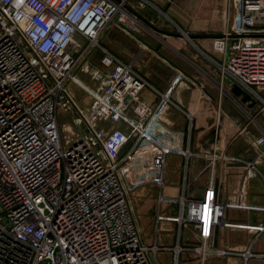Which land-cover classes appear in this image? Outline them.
Returning <instances> with one entry per match:
<instances>
[{
    "label": "built area",
    "instance_id": "2783aa9c",
    "mask_svg": "<svg viewBox=\"0 0 264 264\" xmlns=\"http://www.w3.org/2000/svg\"><path fill=\"white\" fill-rule=\"evenodd\" d=\"M127 8L129 0H0V264H158L133 215L122 153L190 155L157 134L171 107L183 111L173 91L184 76L161 90L103 44L111 27L134 28ZM214 46L220 61L200 54L218 78L216 120L225 83L264 116V0H234L233 23ZM74 87L90 99L85 109ZM250 137L264 144V134ZM226 207L212 183L187 201L179 223L198 232L195 251H206Z\"/></svg>",
    "mask_w": 264,
    "mask_h": 264
},
{
    "label": "crops",
    "instance_id": "0c3cea01",
    "mask_svg": "<svg viewBox=\"0 0 264 264\" xmlns=\"http://www.w3.org/2000/svg\"><path fill=\"white\" fill-rule=\"evenodd\" d=\"M129 4L149 22L157 19L155 25L164 26L168 20L195 36L161 35L132 14L137 18V22L130 21L134 28L111 27L102 40L111 52L133 61L161 90L170 86L176 75L184 76V82L175 86L173 100L183 111L194 114L191 122L183 111L171 107L164 116L167 128L157 129L164 142L187 150L188 157L163 154L148 146L141 152L127 146L122 153L129 155L124 182L131 189L129 200L143 243L159 248L151 256L158 264H264V152L250 137L264 134V116L256 115L238 97H231L225 83L220 140L210 144L205 138L217 109L218 78L200 53L221 60L214 43L233 23L234 0H129ZM193 81L200 83L210 98L190 85ZM142 97L150 103L156 100L150 90H143ZM209 183L227 207L202 253L194 250L201 246L195 227L189 222L180 224L179 216L186 215L187 201L202 198Z\"/></svg>",
    "mask_w": 264,
    "mask_h": 264
},
{
    "label": "water",
    "instance_id": "95a60500",
    "mask_svg": "<svg viewBox=\"0 0 264 264\" xmlns=\"http://www.w3.org/2000/svg\"><path fill=\"white\" fill-rule=\"evenodd\" d=\"M171 1H173V0H171ZM127 9L129 10V12H131L133 15H135L137 18H139L146 26H148L154 32H157V33L164 35V36L183 37L182 34L170 32L166 29H160V28L156 27L154 23H156L158 21L157 19L154 22H149L148 20L144 19L141 15H139L136 11L132 10L131 8H127ZM166 10H167V8H165V11ZM194 37H195L194 35H188V38H190V39H193ZM160 47H161V43L155 48V50L158 51L160 49ZM231 92L233 93V95L240 98L241 103H246L247 101H250L249 95L246 92L242 91L238 86H234L232 88ZM201 101H202V103H204L205 99H202ZM253 106H254V102L250 103L248 105V108H252ZM221 117L219 118V121H217L216 120V114L213 113L212 120L209 122V126L211 127V125H212V128L207 132V134L205 135V138H209L210 144H215V143L219 142V140H220L219 130L221 129V125H220V121L222 120ZM214 123L216 124L215 126L213 125ZM259 149L262 152H264V144L260 145ZM209 151L212 152V149H210ZM3 222H5V219H3Z\"/></svg>",
    "mask_w": 264,
    "mask_h": 264
},
{
    "label": "rangeland",
    "instance_id": "374dc122",
    "mask_svg": "<svg viewBox=\"0 0 264 264\" xmlns=\"http://www.w3.org/2000/svg\"><path fill=\"white\" fill-rule=\"evenodd\" d=\"M165 22L166 23L163 24L164 26H160V25H157V24L155 26L158 27V28H161V29H164V27H165L166 29H169L170 31H173L175 33L182 34L183 37H181V38H184L185 37V38L188 39V34H186L185 32H183L182 30H180L178 28V26H176V24L173 25L168 20H165ZM73 93H74V97L76 98V100H78L81 103L82 108L85 109V106L90 101V99L84 93H82L79 88L74 87V92ZM70 114H71V117H73L72 112ZM70 122L71 121H69V123ZM62 125L64 126V128H62V130L64 129V132H66L67 134H69L70 133V129L68 130L69 125H67V121L66 120H64V121L62 120ZM125 186L127 187L128 185L125 184ZM128 187H127V190H128V195H129L131 193V191H130L131 189H129L130 187L129 188ZM0 211H1V208H0ZM0 214H1V212H0Z\"/></svg>",
    "mask_w": 264,
    "mask_h": 264
},
{
    "label": "bare ground",
    "instance_id": "6f19581e",
    "mask_svg": "<svg viewBox=\"0 0 264 264\" xmlns=\"http://www.w3.org/2000/svg\"><path fill=\"white\" fill-rule=\"evenodd\" d=\"M194 254V253H193ZM176 255V254H175Z\"/></svg>",
    "mask_w": 264,
    "mask_h": 264
}]
</instances>
